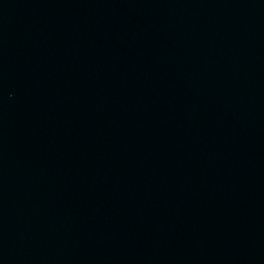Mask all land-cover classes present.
I'll return each instance as SVG.
<instances>
[{"label": "water", "instance_id": "water-1", "mask_svg": "<svg viewBox=\"0 0 264 264\" xmlns=\"http://www.w3.org/2000/svg\"><path fill=\"white\" fill-rule=\"evenodd\" d=\"M0 264H264V0H0Z\"/></svg>", "mask_w": 264, "mask_h": 264}]
</instances>
